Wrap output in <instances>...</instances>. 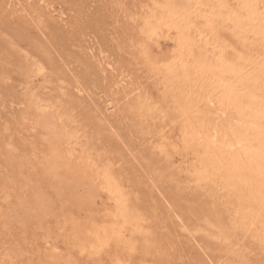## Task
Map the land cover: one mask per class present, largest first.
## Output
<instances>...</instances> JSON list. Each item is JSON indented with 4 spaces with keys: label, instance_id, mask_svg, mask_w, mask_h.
<instances>
[{
    "label": "rangeland",
    "instance_id": "obj_1",
    "mask_svg": "<svg viewBox=\"0 0 264 264\" xmlns=\"http://www.w3.org/2000/svg\"><path fill=\"white\" fill-rule=\"evenodd\" d=\"M163 1L171 3L174 16L186 13L206 38L217 42V47L228 61L227 68L219 72L221 89L214 91V88L204 84L187 64L183 63L184 67H181L180 60L178 63L169 62L161 69L149 64L147 56L139 48L142 45L141 13L151 0H0V148L12 140L17 148L15 153L26 154L32 143L39 145L45 133L39 128L32 129L27 120H20V114L26 108V103L22 105L23 100L20 99L22 85L31 69L38 67L33 82L45 102L55 101V108L59 110L62 122L64 120L63 131L67 135L64 148L76 152L77 159H88L92 166L87 163V173L91 174L89 170L93 168L97 172L103 171L104 180H110L116 193H121L126 207L120 218L114 220V224H125L124 239L118 243L108 236L99 239L93 234L95 225L92 222L96 220L95 216L103 213L108 196L105 188L100 187V181H96L99 187L96 192L94 190L95 205L77 208L56 198L54 189L41 181L43 179L36 167H28L24 161V176L30 177L33 185L42 190L46 187L44 191L49 192L50 199L53 198L50 200L54 209L52 214L56 215L45 217L43 229L19 222L4 223L3 213L14 203L16 196L18 199L27 195V189L20 184V180L14 185L8 179L3 180L6 181L4 183L0 181V187L6 183L5 188H0V264H211L206 261L193 237L199 238L197 241L214 256L216 262L218 258L222 259L218 264H264V253L257 250L253 242L256 238H251L253 234L243 235L231 226L232 223L228 224L230 218L215 212L219 208L215 200L221 197L222 190H217L204 178L195 179L191 167L192 164L198 167L206 165L220 154V160L215 162L222 166L226 163L220 171L225 176L228 173L231 176L225 177L230 183L222 178L230 193L248 202L254 209L261 211V205L264 213V181L258 180V192L251 181L246 183V176H253L252 172H247L254 168L252 158L256 156L259 145L264 147V46L259 45L262 38L247 27L244 32L239 31L233 21H223L217 15L204 19L196 10V0ZM261 16L264 22V12ZM167 33L165 38L161 37L152 46L154 56L162 57L168 52L169 38H174L175 31ZM156 37H160L159 32ZM253 37L254 43L250 42ZM241 47L249 50L245 60L238 58ZM196 51L192 49L194 57L198 56ZM206 94L213 96L216 104L227 110L222 118L218 117L217 109L207 104ZM162 98L165 101L160 102ZM144 106L159 109L154 107V113H148ZM180 107L183 113L178 115L176 111ZM214 125L225 136L222 135L223 140L246 142L242 150L234 155L235 158L229 148V151L226 150L227 145L215 146L210 141L209 128ZM185 129L192 132L189 139L202 134L204 142L185 150L178 143ZM1 149L0 178L3 179V176H8L10 167L1 155ZM225 150L227 157L224 159ZM4 169L5 175L2 173ZM31 172L33 176L37 173L35 178ZM158 189L169 197L172 207L164 202ZM172 208H177L175 210L181 216L187 214L182 217L186 226L183 227L172 215ZM198 210L200 215L196 222ZM64 212L76 217L84 230L82 232H91L90 238L84 239L82 232L65 230L69 227L61 225ZM135 214L141 219L131 231L132 223L129 222H133ZM125 215L129 219L126 220ZM218 215L228 225L221 222ZM63 229L66 234L59 231ZM46 230L49 237L44 239ZM54 235L56 238H53ZM53 255L60 259L55 260ZM114 257L116 262H113Z\"/></svg>",
    "mask_w": 264,
    "mask_h": 264
},
{
    "label": "bare ground",
    "instance_id": "obj_2",
    "mask_svg": "<svg viewBox=\"0 0 264 264\" xmlns=\"http://www.w3.org/2000/svg\"><path fill=\"white\" fill-rule=\"evenodd\" d=\"M170 4L168 2L167 3H164L163 0H151L150 5L144 11H142V13H141V19L143 20V27H142V33H141V44L142 45H141V47L139 46L140 47L139 49H141V52L147 56L148 62H150L149 64H151L152 67L156 66L157 68H160L161 69L162 67L168 65L169 62H174L175 63L177 61V63H178V61L180 60L181 61V67L184 64H187L192 69L193 74H195V76H197L198 78L202 79L204 84L206 83L211 88H214V91L215 90H218V89H221L220 87L222 86V83H220V81H219L220 80V77H221V74H220L221 72L220 71L224 67H226L228 65V61L224 57V55L222 54L221 50L217 47V45H216L217 42L216 43L213 42V40L211 38H209V37L206 38L203 35V32H201L200 29L192 23V21L189 19V17L186 15V13H182L181 12L182 15L180 14L178 16H174L173 11H172V7H171ZM189 5H187L188 8H190ZM196 5H197L196 6L197 7V9H196L197 12L199 14H201L200 16H203L204 19H206V16H209V15H217V16H220L221 19H223V21L224 20L225 21H231V22L233 21L234 24H235V26H237V29L239 31H243L244 32V30H246V27L247 28H250L254 35H259V37L262 38V39H260L259 45L262 46V47L264 46V22L262 21V16H261V14L264 12V0H196ZM194 17H196L195 14H194ZM212 18H210V20ZM193 19H195V18H193ZM205 26H203V27H205ZM209 26H211V25H209ZM169 30L175 31V36H174V38H171V37L169 38V47H168L169 49H168V52L165 53L166 55L165 56H162V57H156V56H154L153 55V48H152V46L155 45V43L158 42L159 39H161V37H164L165 38L166 37L165 35H166L167 32H169ZM210 30H212V29H210ZM157 32L160 33V37L159 38L156 37V33ZM205 34H206V32H205ZM213 36H214V34H213ZM210 37H211V35H210ZM215 38H217V37H215ZM251 40H253V41H250V42L254 43L255 37H253V39H251ZM166 42H167V40H166ZM256 45H258V43ZM193 48H195L198 51V53H196V54H198L197 57H194L193 56V52H192V49ZM249 49L251 51V48H249ZM137 53H138V51H137ZM224 53H225V51H224ZM237 54H239V56H238L239 59L245 60L249 56V50L247 48H243L242 49V47H241V48L238 49V53ZM134 64H135V62H134ZM29 66H30V64H29ZM38 69H39L38 67H33L31 69V72L26 77V81H24V83L22 85V92L21 93L23 95H22V97H20V96L19 97H20L21 101L23 100L22 105L24 104V102L26 103V108H24V110H23L24 112L22 111L23 113L21 112V114H20V118L21 119L20 120L21 121L27 120L28 123H29V125H30V127L32 129L34 128V129L37 130V128H39V129L44 130L45 133H44L43 137H41V139H40L41 147H40V142H39V145H37L36 143H32L30 145L29 152L26 153V154H23V153L16 154L15 152H17L16 151L17 148L12 144V142H11L12 140L11 139H10L11 141H7L5 143L3 142L4 143L3 147L5 149H3V147H2V149L0 148L1 151H2V153H3L1 155H4L5 161L8 164V166L10 167V170L8 169V172H9L8 173V176L5 177V178L3 176V179L0 178L1 179L0 181L3 182V180L8 179L9 182L12 185H14V184H16V182L18 183L19 180H20V184L22 186H25L26 189H27V193H26L27 195L23 196L24 195L23 194L22 195L23 197H21V198L19 197L18 199H17V196H16V198H15L16 200H14V203H12V205L9 208H7V210L3 213V219L5 218L4 223H6V222H9V223L19 222V223H22L23 225L24 224L25 225H30L31 227L33 225H35L37 227L40 226V228H41L42 227V224L44 222L45 217L47 215L49 216V214L51 216V214H52V212L54 210V209L52 210V206H51L52 205L51 204L52 201H50L53 198L50 199L49 198V195H48L49 192L44 191L46 187L44 186L45 188L42 190L41 188L33 185L32 180L29 179L30 177L24 176V174H25L23 172L24 169H25L24 161H26L28 167H31V168L36 167L35 170H37V173H39V175H41V178L43 179L41 181L43 183L46 182V184H47V186H49V188L51 187V188L54 189L53 191H54V193L56 195V198L58 197L59 199L64 200L67 204H70L71 206H74V207H77V208H82V207L84 208L86 206L88 208L90 206L91 207L93 206V203H94L93 198H94V195H95L94 190L99 187L96 181L99 180L100 181V184H99L100 187L101 188H105V190L107 191L108 196H107V205L104 202V204L106 206L103 209V213L100 214L97 217L95 216L96 220H94L92 222L95 225V227L93 226L94 229L92 228L95 231V232L93 231V234H95V236L97 238H99V239L100 238H103L105 236H108L111 240L114 239L115 240V243L116 242L118 243V241H121V240L124 239V235H125L124 234V230L126 228H125V224L124 225L123 224H120V223H119V225L114 224V220L115 219H119L122 210H124L126 208L125 207L124 198L121 197V195H120L121 193L120 194H117L116 193V190L113 187V184H111L109 182L110 180L108 181V179H107L108 177L105 176L106 179H107V181L104 180L103 174H102L103 171L102 172H97V171H95V168H93L92 171L89 170L91 172V174L87 173L85 168H87L86 166H87V163H88V161H87L88 159L86 161L84 159L83 160L82 159H79V158L77 159L76 156H75L76 152L74 153V151L71 150V149H70V151L69 150L66 151V149L63 146V145H65L66 140H67V137H66L67 135H65V133L63 131V129H64L63 128L64 120L62 122V119L60 118L61 117L60 112H59V110H57L55 108V101H53L51 99V100L45 102L44 99L38 94V93H40L39 90L37 89L38 91H36V88H35L33 79H34L35 76H37ZM234 69H235V67H234ZM26 73H27V71H26ZM188 73H189V71H188ZM228 73H230V72H228ZM219 74H220V76H219ZM222 81H224V80H222ZM194 83L197 84L195 81H194ZM203 87H205V86H203ZM208 91H209V93H212L213 92V91H210V90H208ZM13 98H10L11 99L10 100L11 102H13V100H12ZM16 98L14 99L15 102H17V99H19V98H17V99ZM7 100H9V99L7 98ZM160 100H159L160 102L165 101L164 98H162ZM3 102L4 101H2L1 104ZM206 102H207V104H209L210 106H212V108L217 109L219 111L218 112L219 113L218 114V117L219 118L220 117L222 118L224 116V114L227 113V110L224 107H220L218 104H216L215 99H214L213 96L207 95ZM11 104L9 106L12 107L13 104L12 105ZM204 105H206V104H204ZM195 106H197V105H195ZM143 108L148 113H151V112L154 113L153 108H151L149 106H144ZM156 108H158V107H155V109ZM197 109H198V107H197ZM207 109H208V107H207ZM210 109H211V107H210ZM62 112H63V110H62ZM160 112H161V109H160ZM176 112L178 113V115H181L183 113V111L181 110V107H180V110H177ZM156 114H157V111H156ZM233 117H235V116H233ZM209 129L211 130L210 131V141L215 146H217L218 144H221V145L222 144H225V145H227V147H226L227 149L226 150H228V148H229V150L233 154V157H234V155L235 156L237 155V152H239L240 150H242V146L244 144L246 145V142L244 143V141H241V140H235V139H233V140L228 141V142L225 141V140H223V138L225 136L223 135V133H220L218 131V129H217V127L215 125L213 127L209 128ZM7 130H8V128H7ZM23 131H25V130H23ZM200 132H202V131H200ZM207 132H208V130H207ZM180 133H181V131H180ZM19 134H21V133H19ZM191 134H192V132L186 130L185 133L180 137V139H178L179 140L178 143L180 145H182L184 147V149L187 150V151L190 148L192 149V147H194L195 145H198V144H201V143L204 142V138L202 137V134H199V135H197V137H194V138L192 137V139H189L188 137ZM33 137H35V136H33ZM37 139H39V138H37ZM208 140H209V138H208ZM160 145H161V143H160ZM214 145H212V146H214ZM215 148H217V147H215ZM173 149H174V147H173ZM184 149H183V153H184ZM217 150L218 149H216L214 151H217ZM222 150H223V148H222ZM226 150H225L224 155L226 154ZM231 152H229L228 154H230ZM219 155L218 154L215 155L214 158L212 159V161H210L206 165L203 162V164L205 166L203 165V166L198 167V166H194L192 164L193 166L191 165V167L193 168V177H195V179L204 178V180L205 179L207 180V181L205 180L206 182L209 181L208 182L209 184L211 183L212 186L214 185V187L217 190H222V195L218 199L219 202L215 200V202L218 203L217 206H219V208H216L217 211H215V212L221 213L222 216H226L227 218H230L229 219L230 221H229L228 224L232 223V225L231 224L230 225L234 229L239 230L243 235L244 234H253V236L251 238H253V237L256 238L255 241H253V242H255L254 244H255L257 250H260L262 253H264V213H263L262 207L260 205V208H261V211H262L261 212L259 208L258 209L252 208L251 205L248 202H245L244 200L238 199L239 197L237 195H234V194H231L230 193V189H228L229 186L226 185L227 184L226 183L227 180L225 178V177L230 176V175L228 173V175L225 176L222 173L224 175L223 176L221 174L222 171H220L222 169L221 168L222 165L219 164L218 162H215V161H219L220 160V156ZM224 155H222V156H224ZM226 157H227V154L224 157V159ZM228 157H229V155H228ZM232 158H231V163H232ZM252 159L254 160V164H253L254 165V168L252 170L247 171V172H250V173L252 172V175L253 176L251 178L249 176H246V179L248 178L247 181H246V183L248 182L250 184V181H251V183H252L251 185L252 186L254 185L255 186L254 188L258 192L259 191L258 190V184H257L258 180H263L264 181V147L262 148V145H259L258 151L256 153V156L254 158H252ZM206 160H209V159L206 158ZM235 161H237V159H235ZM223 162H225V161H223ZM247 162H248V160H247ZM89 164L90 163H88V166H89ZM225 164H223V166ZM90 165L92 166V164H90ZM228 165H229V163H228ZM228 165H226V166H228ZM240 165H241V162H240ZM28 167H26V168H28ZM244 167L246 168L247 166L244 165ZM242 168H243V166H242ZM96 169H98V168H96ZM185 170H184V172H185ZM240 170H241V168H240ZM0 171H1V169H0ZM3 171H5V169L2 170V173H4L3 175H5V172H3ZM225 171L227 172L226 168H225ZM37 173H35V175H37ZM30 174L32 175V172ZM30 174H29V176H30ZM242 174H243V172H242ZM0 177H2V176H0ZM230 177H228V178H230ZM222 178L223 179L225 178L226 181H223ZM36 179H38V178H36ZM101 179H103V181H101ZM210 180H211V182H210ZM35 181H37V180H35ZM192 181H194V179ZM205 181H204V183H205ZM1 182H0V184H1ZM4 182H6V181H4ZM201 182H203V181H201ZM228 183H230V182H228ZM5 185H6V183H5ZM37 185H40V184L37 183ZM114 185L116 186V184H114ZM205 185H206V183H205ZM4 186H3V188H5ZM230 186H232V185H230ZM8 187H7V189H8ZM11 188H13V186ZM117 189L119 190V188H117ZM209 189H210V187H209ZM209 189H207V190L210 191ZM95 192H96V190H95ZM158 192L163 197L164 202L167 203V204H169L172 207V204H170V203H172V201H169V199H168L169 197L167 198L164 195V193H163V191L161 189H158ZM210 192L212 193V190ZM247 198H246V200H247ZM259 199H260V196H259L258 200ZM185 200H187V199H185ZM185 202L186 201H184V203ZM53 203H54V201H53ZM192 203H194V202H192ZM94 205H95V203H94ZM179 205H180V203H179ZM185 205H186V203H185ZM213 206H215V205H213ZM177 208H179V207H177ZM177 208H175V209H177ZM213 208H215V207H213ZM64 209H66V208H64ZM175 209L173 210V208H172V215L174 214V216H176V218L178 219V221L180 223H182L183 227L186 226L184 224V221H183L184 218H182L186 214L185 213L186 211L183 212L185 214L183 216H181L180 213H179V211H176ZM182 209H179V210L181 211ZM95 210H96V208H95ZM133 210H134V208H133ZM184 210H186V209H184ZM199 212L200 211L198 210V213L196 214V222L199 220V215H200ZM124 213H125V211H124ZM208 213H210V212H208ZM126 214H127V212H126ZM52 215L55 216L56 214L55 215L52 214ZM219 215L217 216L218 218H220ZM1 216H2V212H1ZM58 216L60 217L59 214H58ZM58 216H57V218H58ZM125 216H127V215H125ZM138 216L139 215H136V214L132 216L133 217V222H131V221L129 222V220L127 221L130 224L132 223V225H130L131 226V231H132V227L138 226V221L141 219V218L139 219ZM51 217H49V218H51ZM218 218H217V220H218ZM125 219L126 220L129 219V217L127 216ZM189 221H190L189 223H191V219ZM226 221H228V219ZM221 222L224 223L225 222V219L224 220L221 219ZM103 223L104 224L107 223L108 225L107 226H104ZM61 225H63V227L64 226H68L69 228H64V229L65 230H70L73 233H79V232L84 231L83 228H82V226H81V224L78 222V219H76V217H74L72 214H68V213L65 214V212H64V215L62 216V224ZM35 226H33V227H35ZM190 226H192V225H190ZM63 227H60L59 229H62ZM43 228H41V229H43ZM185 228H184V230H185ZM215 228H216V226H215ZM64 229L63 230H59V231H62V232L64 231V234H66ZM196 229H198V227ZM196 229H194V231ZM262 229H263V231H262ZM27 230H28V228H27ZM48 230L45 231V233L46 232L47 233H46L45 236H43V238L47 236ZM56 230H57V228H56ZM52 231H53V229H52ZM198 231H199V229H198ZM201 231H202V229H201ZM88 232L89 231L82 232L84 239L90 238L89 236H90V233L91 232H89V233ZM217 232H218V230H217ZM73 233H70V234L72 235ZM192 233H193V231H192ZM33 234L35 235L34 232H33ZM73 235H75V234H73ZM209 235L210 236H215V235H211V234H209ZM92 236L93 235H91V237ZM47 237H49V236H47ZM53 238H56L55 235H54ZM242 238H243V236H242ZM247 238H248V236H247ZM41 239H42V236H41ZM193 239H194L195 243L198 245V247H199L200 251L202 252V254L204 255V258L206 259V261H209V263H211V264H218L217 262L220 260V258H218L219 260L216 262L215 259L213 258L214 256H212L210 254V252L205 247H203L199 243V241H197L199 238L198 239H195V237H193ZM143 240H144V238H143ZM249 240H250V238H249ZM46 241H47V239H46ZM218 241H219V238H218ZM128 243H130V242H128ZM250 243L252 244L251 240H250ZM86 244H87V242H86ZM53 246L54 245H52V247ZM232 248H233V246H232ZM51 251H53V250H51ZM223 251H225V250H223ZM54 252H56V251H54ZM53 256H54L53 258L55 260L58 259V258L60 259V257L55 258L56 256L55 255H53ZM66 260H68V259H66ZM67 262L69 263V260ZM76 262H77V260H76ZM113 262H116V258H115V260ZM118 262H119V260H118ZM263 263H264V261H263ZM69 264H71V263H69ZM243 264H244V262H243Z\"/></svg>",
    "mask_w": 264,
    "mask_h": 264
}]
</instances>
